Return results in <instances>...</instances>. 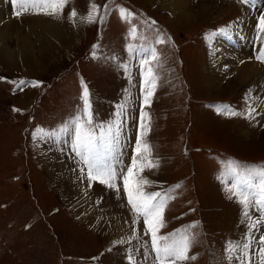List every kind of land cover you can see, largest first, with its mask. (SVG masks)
Listing matches in <instances>:
<instances>
[{"label":"rangeland","instance_id":"rangeland-1","mask_svg":"<svg viewBox=\"0 0 264 264\" xmlns=\"http://www.w3.org/2000/svg\"><path fill=\"white\" fill-rule=\"evenodd\" d=\"M4 3L5 22L12 5L11 0ZM92 3L99 6L100 15H104V5H109L103 23L99 18L94 23L81 20ZM169 3L67 0L56 16L72 28L67 45L56 38L54 44L59 47L51 56L35 48L30 71L26 69L29 64L0 60V264H129V249L136 264H154L150 234H145L143 218L131 212L122 179L117 181L119 193L98 180L89 187L85 168L79 185L81 165L71 150V132L43 135L59 132L82 109L81 81L90 90L97 124L123 119L116 154L124 166L131 164L143 105L144 123L149 127L142 139L151 146V155L145 153L138 176L151 183L142 190L168 191L160 235L186 229L193 237L187 255L195 259L177 264H230L225 245L243 241L249 229L241 205L229 199L225 190L230 178L222 183L219 177L226 161L264 164V91L263 101L256 106L248 91L253 84L236 82L231 79L236 72L226 68L212 88V57H225L221 44L239 41L245 53L251 51L257 60L259 47L264 48L260 41L264 33L259 30L264 0L248 4L187 0L184 6L191 15L185 18L177 17ZM70 4L78 13L75 22L65 9ZM224 4L230 8L220 14ZM117 6L133 16L122 20ZM25 14L14 16L20 30L28 26L25 20L31 14ZM242 20L250 26V35H242L245 41L237 26ZM133 28L135 39L130 35ZM158 37L164 42L155 43ZM14 43L12 39L10 45ZM94 45L96 59L92 57ZM148 47H154L159 57L150 65H141L129 51ZM247 58L252 62L250 55ZM262 64L257 65L264 73ZM149 66L155 74L152 84L147 82ZM142 67L143 86L152 92L148 103L141 94ZM21 80L26 83L20 85ZM32 82H39L38 86ZM27 91L29 95H24ZM122 105L127 111L121 118L114 114ZM220 105L237 115L218 114L216 106ZM250 106L257 108L253 119L248 118ZM151 163L158 167H149ZM248 211L253 219L264 217V207L253 204ZM133 229L137 239H132ZM253 235L256 239L264 235V226ZM121 240L124 243H114ZM252 260L259 264L257 254Z\"/></svg>","mask_w":264,"mask_h":264},{"label":"snow or ice","instance_id":"snow-or-ice-1","mask_svg":"<svg viewBox=\"0 0 264 264\" xmlns=\"http://www.w3.org/2000/svg\"><path fill=\"white\" fill-rule=\"evenodd\" d=\"M67 0H11L12 10L16 16L31 12V14H43L57 16L58 11H62ZM241 4H248L250 0H238ZM120 18L128 21L133 16L131 12L117 6ZM109 12V5H104V15L99 14V6L94 3L90 4L89 12L86 16L81 17L83 22L94 23L97 18L103 23L105 15ZM78 13L73 10L70 13V19L77 17ZM73 22L74 19H73ZM155 22L153 21L152 24ZM260 32L264 33V16L259 19ZM223 31V30H222ZM136 29H131L130 35L135 39ZM264 39V36L261 37ZM162 38H157L155 43H163ZM93 46L92 57L98 58ZM135 58L139 59L141 65H150L151 61L159 59L154 47L144 48L138 51L130 48ZM115 59V57H112ZM256 59L264 63V48L259 50ZM144 69L141 68V94L144 103H148V98L152 95L150 90L143 86ZM155 79V74L151 66L148 68V83L152 84ZM26 81L21 80L20 85H24ZM39 82H32L33 86H38ZM81 102L82 109L63 127L59 132L43 133L44 136H58L63 133L72 134L71 150L78 157L77 163L81 165L80 172L83 179L84 170L87 169V180L89 187L93 181L98 180L100 184L105 185L109 189H114L119 193L117 181H123L124 192L127 194V203L135 217H142L145 226V234H150L151 251L155 253L154 264H177L180 261L195 259L187 255L191 245L192 238L186 229H178L176 232L163 236L159 234V228L163 227V210L167 200L170 198L168 191L165 192H144L142 186L146 183H151L143 180L138 176V171H143V161L146 159L145 153L151 155V146L143 140L146 135V130L149 127L144 123L147 113L143 110V105L140 111L139 130L136 137L131 164L124 166L121 156L116 154L117 148L120 147L121 128L123 119L113 120L106 126L97 124L94 120L91 104V93L87 86L81 81ZM16 111V109H14ZM127 108L121 106L119 112L114 115L123 117ZM218 114L223 115L228 112L231 115H237L231 111L228 106H216ZM257 108L250 106L248 109V118L253 119ZM35 136V133H34ZM122 155V154H121ZM139 161V162H138ZM149 167H158V163H151ZM126 168V170H125ZM223 182L230 178V184L225 183V190L229 194V199L236 200L242 207V215L248 224V233L245 239L240 242L229 241L225 245L226 259L230 264H253L252 256L257 254L259 264H264V235L259 239L253 235V232L264 226V217L253 219L249 215V208L255 204L264 207V164L249 166L242 165L236 161H226L219 177ZM179 187V185L175 186ZM170 191V190H169ZM137 221H132L135 224ZM188 228L195 227V224L187 226ZM136 230L133 229L132 239H137ZM114 243H124V241H116ZM256 244L253 249L252 245ZM147 244H145V259L148 258ZM111 250V249H109ZM138 251V250H137ZM127 259L129 264H136L133 250H128Z\"/></svg>","mask_w":264,"mask_h":264},{"label":"bare ground","instance_id":"bare-ground-1","mask_svg":"<svg viewBox=\"0 0 264 264\" xmlns=\"http://www.w3.org/2000/svg\"><path fill=\"white\" fill-rule=\"evenodd\" d=\"M186 1L187 0H171V4L169 3L170 5L173 6V8L172 7L170 8L177 11V12H173L177 17L185 18L191 15L190 14L191 10L188 11L184 6ZM4 5H5L4 0H2V3H0V22L4 18L3 10L6 11ZM228 7L229 6H226L225 4L222 5L219 8L220 14L229 10L230 7L229 8ZM7 10H8L7 13L8 16H13V17L15 16L13 11L10 9V6L8 7ZM207 11L209 10L207 9ZM26 15H28V13H26L25 16ZM31 20L33 25L37 26V30H33L32 27L31 28L26 27V29L22 28V30H20L17 22L14 19L11 20L9 19V21L5 22L3 25L0 24V60L6 61L7 64H13V65L20 64L24 66L26 64H29L30 68H26L29 71L32 67H34L30 63L35 56L34 55L35 48H37L42 54L46 55V53H50L49 56H51V53L55 51V48L58 49L59 47L57 46L58 43L54 44V42L55 43L57 42L56 38L62 40L64 45H67L71 39L67 37L68 34H70L69 28L64 24H57L49 17L41 16V15L32 16ZM237 26L241 28V33L239 32L240 38L243 41H245V37L244 39L242 37L247 34L248 36L250 35L249 22H245V20H242L237 24ZM262 36H264V34ZM12 39L15 42L14 46L10 45ZM229 40L231 41L230 38ZM260 41L264 42V39H261ZM219 44H221V42ZM221 46H222L221 47L222 51L225 53V57L221 56L220 54H218L219 55L218 58L216 56L213 57L211 56L212 58H215V60L213 61L214 63L212 65V72H211L214 76L211 79L209 86L212 85L211 87L213 88L215 84L216 85L218 84L219 79H221L222 77V75H220L222 69L224 70L226 68L230 73H233V71H235L236 74L234 73L235 76L232 77L231 79H234L238 83L244 82L247 84L246 86L253 84V86H250L248 91L253 93L255 104L256 106H258V102L263 101V96L261 94L264 91V73L260 72V69L257 65V64L260 65L261 63L258 60L256 61L254 60V58L251 55L252 53L251 51L249 53H245V47L242 42L234 41L232 45L230 43L229 44L225 43V44H221ZM257 46L259 47L258 43ZM257 46L255 45V47ZM259 48L262 49L263 47H259ZM248 55H250V57L252 58V62H248V58H247ZM239 56H241V60H243L242 63L239 62L240 61ZM256 82H258V84L254 85V83ZM27 94L25 93L24 95ZM247 96L249 99L250 95ZM21 100L23 102L25 99H21ZM125 211L128 210L125 209Z\"/></svg>","mask_w":264,"mask_h":264},{"label":"crops","instance_id":"crops-1","mask_svg":"<svg viewBox=\"0 0 264 264\" xmlns=\"http://www.w3.org/2000/svg\"><path fill=\"white\" fill-rule=\"evenodd\" d=\"M66 10H68V11H70V12H72L75 8H74V6L73 5H69L68 7H66L65 8ZM10 13V12H9ZM3 14H4V10H3ZM2 14V15H3ZM30 14H31V12H30ZM39 15H41V16H47V17H49L50 19H52L55 23H57V24H64V25H66L65 23H63V22H61V21H57L56 20V18L57 19H61L60 17H54V16H51V15H43V14H39ZM31 16H37V14H31L29 17H30V19L29 20H25L27 23H28V26H27V28H33V30H37V26L36 25H33V23H32V20H31ZM51 17H53V18H51ZM15 17H13V16H8L7 15V20L5 21V22H8L9 21V19L11 20V19H14ZM4 19H5V17L2 19V21L4 22ZM15 20V19H14ZM4 22V23H5ZM18 23V22H17ZM69 29H72L71 27H69V25H66ZM21 27H23V26H21ZM27 93H29L28 91L26 92V94ZM21 100V99H20ZM22 101V100H21ZM79 174H81L80 172H79ZM82 178L81 177H79V179H78V181H76L79 185H81L80 183V180H81Z\"/></svg>","mask_w":264,"mask_h":264}]
</instances>
